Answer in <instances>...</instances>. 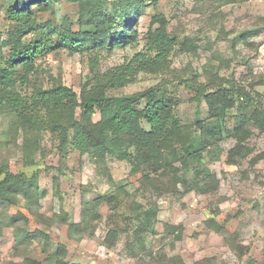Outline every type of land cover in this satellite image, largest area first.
<instances>
[{
  "label": "rangeland",
  "instance_id": "1",
  "mask_svg": "<svg viewBox=\"0 0 264 264\" xmlns=\"http://www.w3.org/2000/svg\"><path fill=\"white\" fill-rule=\"evenodd\" d=\"M5 1L0 0V49L7 58L9 46L2 42L11 24L4 13ZM160 14L167 30L183 42L168 57V68L138 72L133 83L111 89L108 95L163 85L175 103L178 122L187 131L197 119L208 118L201 92L217 86H243L264 109V0L148 2L135 22L138 41L134 46H117L111 52L101 50L95 55V63L89 59L94 55L58 50L36 60L32 80L46 85L58 78L79 95L81 84L93 71L123 64L137 51L145 50V34L159 26L151 23L152 17ZM77 17V6L63 1L36 16L38 22L51 21L60 26L66 21L74 29ZM257 28L263 30L260 35L235 38L244 30ZM233 98L240 104L242 99L236 91ZM238 112L234 106L223 116V131L214 149L217 160L212 161L205 151L201 162H189L187 170L174 160L163 176L150 173V183L141 181L142 172L131 173L126 161L107 157L100 164L89 154L62 150L58 139L44 131L29 134L35 148L31 151L32 163L28 164L23 134L12 127L15 118L0 112V164H7L13 173L36 176L39 213L53 217L64 213L67 221L74 223L80 220L84 198L114 196L111 203L100 202L102 220L96 223L91 236L79 241L68 236L66 224L46 226L39 215L27 210L25 199L19 196L18 204L8 207L5 214H22L20 220L9 226L0 213V264L9 260L20 264L24 253L44 264V239L37 233L39 230L50 238V248L60 247L64 260L73 264H159L163 257L175 258L178 264H193L205 257L213 258L212 264L259 263L264 250V131L252 128L244 142L245 149L231 154L236 140L226 131L232 129ZM99 118L96 109L92 120ZM204 167L213 174L208 184ZM196 180L204 184V190L196 188ZM151 206L155 207L153 225L143 230L136 214ZM210 218L220 226L218 231L206 224ZM20 228L31 233L30 241L18 245L19 255L13 256ZM138 228L139 235L135 233ZM110 230L117 236L108 244L105 236ZM232 234L242 246L238 247L241 256L224 241Z\"/></svg>",
  "mask_w": 264,
  "mask_h": 264
},
{
  "label": "trees",
  "instance_id": "2",
  "mask_svg": "<svg viewBox=\"0 0 264 264\" xmlns=\"http://www.w3.org/2000/svg\"><path fill=\"white\" fill-rule=\"evenodd\" d=\"M66 2L77 6V27L74 29L66 21L55 26L51 21L38 22L37 13L49 12L56 3ZM229 1V0H228ZM244 2L247 0H230ZM148 2L157 0H6L4 13L11 27L6 32L3 45L9 46L8 57L4 58L0 49V112L15 118L12 127L20 129L28 164L32 163L31 151L35 144L29 134L49 132L58 139L62 150L70 149L80 154H89L95 162L103 164L107 157H115L130 165L131 173H141V181H151L150 173L163 176L172 168V162L179 160L183 170L189 162H201L207 151L215 161L218 154L214 149L222 134V119L226 111L236 106L238 114L232 129L227 130L236 140L231 154L241 152L251 129L264 131V109L252 98L250 90L243 86H217L213 90L201 92L208 118L197 119L188 131L178 122L173 102L166 95L163 85L155 84L129 94L108 95V91L133 83L141 71L152 72L168 68V57L175 46L182 42L166 28L165 18L154 15L151 23H158L154 30L145 34V50L137 51L123 64L104 71H93L81 84L79 95L71 86L60 79H53L46 85L32 80L36 74V60L48 54L67 50L69 53L95 55L101 50L111 52L115 47L134 46L138 41L135 22ZM261 28L247 29L235 38L260 35ZM30 35V36H29ZM26 36H29L28 38ZM184 39V38H183ZM183 43V42H182ZM190 80V77H186ZM231 84V83H229ZM242 99L236 104L233 94ZM79 110L78 114L76 110ZM99 120L93 121L95 110ZM35 139V138H34ZM1 145V143H0ZM206 182L213 177L204 167ZM0 213L7 225H14L22 214H5L8 207L18 204V197L25 199V207L34 215H39L46 226L54 223L67 225L68 236L81 240L94 233L96 223L102 220L98 205L102 200L111 203L113 195H100L82 200L80 220L68 222L64 213L45 216L39 213L37 178L24 173H13L7 164H0ZM198 179V178H197ZM196 188L204 190V184L196 180ZM155 217V207L142 208L136 214L140 228L150 229ZM216 231L219 227L212 218L206 220ZM171 231L168 228V231ZM18 238L13 247V256L19 255L18 245L30 241V232L18 230ZM138 228L135 233L139 235ZM44 239V264H73L61 256L63 250L56 246L51 249L50 238L42 230L37 232ZM117 232L110 230L105 242L113 239ZM225 243L238 255L242 248L237 244L235 234L224 238ZM241 247V248H238ZM20 264H41L28 253L22 254ZM213 258L205 257L193 264H212ZM6 264H18L11 260ZM159 264H178L175 258H164ZM248 264H264L263 258Z\"/></svg>",
  "mask_w": 264,
  "mask_h": 264
}]
</instances>
